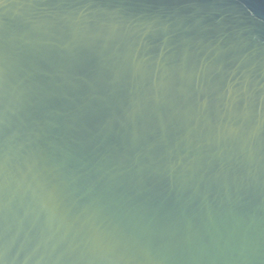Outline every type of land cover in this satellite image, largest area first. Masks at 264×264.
<instances>
[{"label": "water", "instance_id": "water-1", "mask_svg": "<svg viewBox=\"0 0 264 264\" xmlns=\"http://www.w3.org/2000/svg\"><path fill=\"white\" fill-rule=\"evenodd\" d=\"M0 264H264V0H0Z\"/></svg>", "mask_w": 264, "mask_h": 264}]
</instances>
